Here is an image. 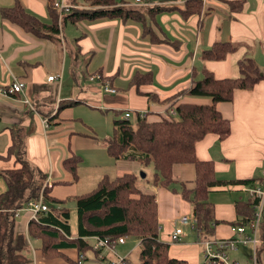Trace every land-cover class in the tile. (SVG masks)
I'll return each instance as SVG.
<instances>
[{
    "label": "crops",
    "instance_id": "1",
    "mask_svg": "<svg viewBox=\"0 0 264 264\" xmlns=\"http://www.w3.org/2000/svg\"><path fill=\"white\" fill-rule=\"evenodd\" d=\"M15 1L0 0V8L11 7ZM20 1L43 22H52L47 7L49 0ZM66 1L80 6L79 9L90 6L85 0ZM132 1L117 0V3L127 9L146 10L124 4ZM187 1L159 0L156 6L168 9L146 15L145 21L104 17L75 22L59 15L61 34L44 38L3 19L0 13V85L10 84L14 76L27 85L26 93L0 94V173L4 175L7 169L20 167L16 155L11 153V147L18 140L31 166L46 175L44 182L51 180L50 196L57 201L53 202L54 206L64 209L68 203H75L76 208V201L65 200L88 192L83 187L89 184L96 187L104 176L113 177L109 174L111 169L116 177L136 174L141 163L115 159L107 151L115 110L125 113L144 109L148 111L146 117L152 120L168 116L177 102L211 103L206 97L177 94L190 86L193 76L202 78L204 69L217 78L239 77L238 64L245 58H252L264 73V0H201L202 10L185 17L181 9ZM67 21L72 23V27H66L68 37L62 30ZM217 41L231 42L235 50L223 60H203V50ZM101 53L104 56L96 64L93 60ZM91 65L94 70L90 69ZM97 72L107 76L105 79L117 92H106L100 81L92 80L91 75ZM145 72L151 73V83H131L136 73ZM49 75L59 77L49 80ZM139 89L143 93L152 92L160 99L174 95V105L168 107L153 101ZM27 97L29 102L25 101ZM217 108L230 120L231 132L223 140L216 133L207 134L197 143L196 152L201 160L213 161L218 180L227 182L211 188L208 194L219 221L210 236L230 237L231 227L238 219L237 200H249L243 190L246 184L234 182L246 179L256 182L264 166V79L253 89L236 90L233 101L220 102ZM44 118L49 119L47 128ZM69 157L79 160L76 180L64 165ZM194 167L189 163L175 165L174 180L169 186L151 183V190H147L139 181L137 184L143 192L156 195L159 235L161 240L170 243V256L186 259L189 264H203L199 235L190 225L188 232L183 229L184 235L200 247L196 243L170 242V233L181 225L180 217L194 208L191 200L182 195L183 186L190 190L195 186ZM2 180L0 176L1 191H4L7 185ZM26 212L24 220L21 215L18 219L28 225L32 213ZM69 214L71 220L72 214ZM70 226L74 237L77 225L76 230ZM62 252L76 262V248L62 249ZM27 255L28 264H72L62 256L44 257L39 239L30 240Z\"/></svg>",
    "mask_w": 264,
    "mask_h": 264
},
{
    "label": "trees",
    "instance_id": "2",
    "mask_svg": "<svg viewBox=\"0 0 264 264\" xmlns=\"http://www.w3.org/2000/svg\"><path fill=\"white\" fill-rule=\"evenodd\" d=\"M91 8L75 9L66 18L78 22L82 19H102L104 17L134 18L145 21L146 15H155L168 8L154 6L140 9H127L117 3V0H85ZM54 6V0H49V12L52 22L47 24L28 11L20 0L11 7L0 8L3 19L22 27L37 37H48L60 33L58 24L59 13ZM234 7V6H233ZM202 10L201 0H188L186 7L181 9L187 17ZM151 33V29H148ZM151 36H154L152 34ZM235 50L231 42H215L210 48L203 50V60H223ZM241 76L237 78H217L208 69H204L203 77L193 81L190 86L177 95L191 97H206L211 103H194L181 101L174 103L176 117L162 116L157 119L133 116L126 118L123 111L115 110L113 133L107 142V151L115 159L137 160L143 165L154 168L151 183L153 185L169 186L173 182V167L177 164H193L195 167V186L186 189L183 186L182 195L193 202V213L197 217V225L204 236L213 235L216 219L214 204L209 201L211 188L226 184L218 180L213 161L201 160L197 156V143L209 133H216L221 140L226 139L231 132V122L217 108L220 102H231L236 90L253 89L264 79L252 58L239 61ZM103 74V73H102ZM107 78V76H104ZM151 73H136L131 83L140 85L152 82ZM140 91V89H139ZM141 92V91H140ZM143 93V92H141ZM149 99L161 104L172 106V95L160 99L152 92L143 93ZM20 142L15 140L11 147L20 162V167L6 170V188L0 187V264H28L27 235L16 228V212L29 202L39 197L46 175L31 166L20 149ZM64 165L78 178L79 160L69 157ZM37 171V172H36ZM39 180H37L36 175ZM3 175L0 173V176ZM246 179L236 181V184H251ZM138 177L133 173H124L115 178L104 176L95 188L69 197L65 201H76L77 235L71 237L70 212L68 209H58L54 206L55 198L50 196L51 188L44 189L49 210L38 213L37 218L28 223V234L32 239H39L41 250L46 258L62 256L72 264V261L62 249L76 248L79 254L86 255L90 248L85 237L94 235L117 237L133 236L140 244L139 264H189L186 259L171 257L170 243L160 239V223L158 219L157 198L154 193L143 192L138 186ZM1 186V184H0ZM258 199L236 202L238 219L233 224H248L254 217L253 205ZM57 202V201H56ZM60 202V201H58ZM264 238V222L261 225ZM38 235V237H36ZM98 255V252L95 251ZM87 258V256H86ZM82 263V262H81ZM80 263V264H81ZM203 264H218L205 261Z\"/></svg>",
    "mask_w": 264,
    "mask_h": 264
},
{
    "label": "built area",
    "instance_id": "3",
    "mask_svg": "<svg viewBox=\"0 0 264 264\" xmlns=\"http://www.w3.org/2000/svg\"><path fill=\"white\" fill-rule=\"evenodd\" d=\"M159 0H133L131 3H124L125 5H131L134 7L150 8L157 5ZM55 6L63 11H70L72 9H79L80 6L66 3L65 0H57ZM122 6V5H121ZM89 7H82V9H89ZM264 49V41L262 43ZM59 75H49L48 79L53 80L58 78ZM92 80H98L101 83V87L106 92H117L116 87H113L110 82L105 79L104 74L95 73L91 75ZM26 83L17 77H13V81L7 85H0V94L11 95L17 93H26ZM29 102L28 97L25 99ZM176 108L173 106L169 112V117H176ZM148 111L141 109L137 111L127 110L124 113V117L131 118L138 116L145 118ZM43 123L45 128L49 126V119L44 118ZM51 180L47 179L43 184L42 191L47 187H51ZM246 193L247 199H258V203L254 204V217L248 224H233L232 235L230 237H212L204 236L197 225V217L189 214H183L180 217V224L190 225L199 235L198 242L203 246V257L205 261L215 262L218 264H264V238L262 235L261 225L264 222V166L261 171V177L254 183L247 184L243 187ZM39 199H32L28 202V208L33 211L32 216L37 218L38 213L49 210V203H47L42 195H39ZM19 214V213H18ZM184 235L182 226L176 227L170 233V242L178 243L181 241V237ZM128 236L117 237H102L94 235L91 237H85L90 248L95 252H98L96 261L98 264H131L128 255L118 254L116 247L119 244H124ZM138 245L140 242L138 241ZM243 251L242 260L238 258H231L230 252ZM107 253L114 255V258L108 259ZM86 258L84 253L79 254V262L81 263Z\"/></svg>",
    "mask_w": 264,
    "mask_h": 264
},
{
    "label": "rangeland",
    "instance_id": "4",
    "mask_svg": "<svg viewBox=\"0 0 264 264\" xmlns=\"http://www.w3.org/2000/svg\"><path fill=\"white\" fill-rule=\"evenodd\" d=\"M57 0H54V6L53 7H55L56 8V10L58 11V13H59V15L62 17V15H67L68 13H71L73 10H75V9H72V10H70V11H63V12H61L60 11V9H58L57 8V6H55V2H56ZM65 2L66 3H68L66 0H65ZM70 4V3H69ZM38 15V14H37ZM39 16V15H38ZM40 17V16H39ZM41 18V17H40ZM42 19V18H41ZM43 20V19H42ZM86 23H90L89 21H86ZM72 27V23L70 22V21H67L65 24H63V27H62V30H64V33H65V35H66V37H68L67 36V31L69 32V30H67L66 29V27ZM61 34V33H60ZM103 56H104V54L103 53H101L99 56H97L96 58H95V60H93L96 64H99L100 62H101V60H102V58H103ZM87 57H91V55L90 54H88V56ZM90 69L91 70H94V65H91L90 66ZM90 70V71H91ZM83 71L87 74L88 73V71H87V69H86V67H83ZM240 75V74H239ZM241 76V75H240ZM172 118V117H171ZM37 172V171H36ZM111 172V173H110ZM112 171V169L111 170H109V174H110V176H113V177H111V178H115L116 177V174ZM153 172H154V168H153V166L152 165H148V166H145V165H143L142 163H140L139 164V167L136 169V176L138 177V181H139V184H142L143 186H145V188L148 190V189H150L151 190V187H152V184H151V180H152V177H153ZM142 173H144L145 174V177H142ZM5 175H6V173H4V175H1V179H3L2 181H3V183L6 185L7 183H6V181H5V179H6V177H5ZM38 175L39 174H37L36 175V178H37V180H39V178H38ZM84 182V180H82V182L81 183H83ZM88 187H83L84 188V190L85 191H90V190H92L95 186L94 185H91V184H89V185H87ZM213 194H217V192H214ZM40 195H42V197H43V199L46 201L47 200V198H46V194L43 192V191H41V193H40ZM32 199H39L38 197H35V198H32ZM32 199H30V200H32ZM29 200V201H30ZM47 202V201H46ZM191 202V205L193 204L192 203V201H190ZM48 203V202H47ZM75 203L74 204H71V203H68V205L64 208V209H68L70 212H71V214H72V217H71V220H70V224L72 225V228H73V230H76V228H74V227H76V223H77V214H76V211H75ZM28 210H30L29 208H28V202H27V204H25V206L24 207H22V208H19L18 210H17V212H16V220H17V222H16V228L18 229V231L19 232H21V233H24V234H26L27 235V239H28V243H29V246H28V248L30 247V240L33 242V239L32 238H30V236H29V234H28V225H25L23 222H19V217H20V215H21V217H23L22 218V220H24V218L26 217V215H27V213L28 212H26V211H28ZM31 211V213H33V211L32 210H30ZM19 213V214H18ZM185 214H189V215H191V216H194V213H193V211L191 210V211H188L187 213H185ZM21 219V218H20ZM31 219H34V217L32 216V218ZM20 223H22V224H20ZM29 223V222H28ZM180 226H182L183 227V229L185 230V231H187V229L188 230H190V226L189 225H185V224H181ZM27 228V229H26ZM188 232V231H187ZM190 232V231H189ZM185 234V233H184ZM193 234H195L194 232L192 233V235ZM36 237H38V235L36 236ZM182 240H183V242H179L177 245H187V244H194V243H196L195 242V240H192L191 239V237H186L185 235H183L182 237ZM126 240V242H125V244L124 245H118L117 246V248H115L116 249V251H117V253L118 254H121V255H124V254H126V253H131L130 254V257H129V261L131 262V264H139V253L138 252H140V248H141V244L140 245H138V242H137V239L136 238H134L133 236H128L127 237V239H125ZM39 242H40V240H39ZM197 244V243H196ZM137 245H138V249H137ZM198 245V244H197ZM39 246V245H38ZM199 246V245H198ZM200 246H201V248H202V251H203V246L200 244ZM199 246V247H200ZM40 248H41V242H40ZM230 254V257L231 258H238V259H240V260H242V255H243V251L242 250H239V251H232V252H230L229 253ZM107 255H108V259H112V258H114L111 254H109V253H107ZM86 256H87V258H85L84 260H83V263H81V264H97V261L95 260V252L92 250V249H89L88 251H87V253H86ZM77 258H79V256L77 257ZM96 258H97V256H96ZM182 259V258H181ZM203 262H204V257H203ZM77 264H80V263H77ZM98 264H99V259H98Z\"/></svg>",
    "mask_w": 264,
    "mask_h": 264
},
{
    "label": "water",
    "instance_id": "5",
    "mask_svg": "<svg viewBox=\"0 0 264 264\" xmlns=\"http://www.w3.org/2000/svg\"><path fill=\"white\" fill-rule=\"evenodd\" d=\"M142 177H145V174L144 173H142Z\"/></svg>",
    "mask_w": 264,
    "mask_h": 264
}]
</instances>
